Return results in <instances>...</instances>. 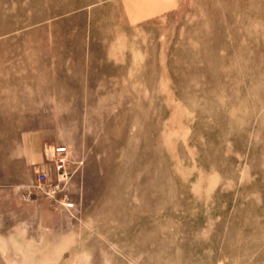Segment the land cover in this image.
<instances>
[{"label": "rangeland", "instance_id": "1", "mask_svg": "<svg viewBox=\"0 0 264 264\" xmlns=\"http://www.w3.org/2000/svg\"><path fill=\"white\" fill-rule=\"evenodd\" d=\"M0 213V264H264V0H0Z\"/></svg>", "mask_w": 264, "mask_h": 264}, {"label": "built area", "instance_id": "2", "mask_svg": "<svg viewBox=\"0 0 264 264\" xmlns=\"http://www.w3.org/2000/svg\"><path fill=\"white\" fill-rule=\"evenodd\" d=\"M42 153L43 159L37 164L29 194L42 196L55 207L75 210L73 188L82 167V160L67 143L46 142Z\"/></svg>", "mask_w": 264, "mask_h": 264}, {"label": "crops", "instance_id": "3", "mask_svg": "<svg viewBox=\"0 0 264 264\" xmlns=\"http://www.w3.org/2000/svg\"><path fill=\"white\" fill-rule=\"evenodd\" d=\"M4 216H9L8 214L0 213V219H3ZM12 242V236L0 234V250H9L7 247Z\"/></svg>", "mask_w": 264, "mask_h": 264}]
</instances>
